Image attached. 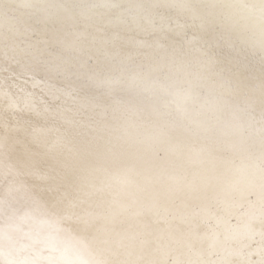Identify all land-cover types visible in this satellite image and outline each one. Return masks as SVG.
<instances>
[{
  "label": "snow or ice",
  "instance_id": "1",
  "mask_svg": "<svg viewBox=\"0 0 264 264\" xmlns=\"http://www.w3.org/2000/svg\"><path fill=\"white\" fill-rule=\"evenodd\" d=\"M0 264H264V0H0Z\"/></svg>",
  "mask_w": 264,
  "mask_h": 264
}]
</instances>
